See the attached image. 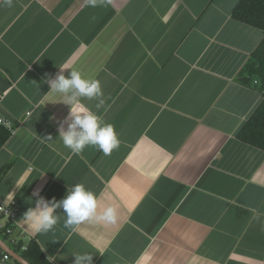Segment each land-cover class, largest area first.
<instances>
[{
	"label": "crops",
	"instance_id": "obj_1",
	"mask_svg": "<svg viewBox=\"0 0 264 264\" xmlns=\"http://www.w3.org/2000/svg\"><path fill=\"white\" fill-rule=\"evenodd\" d=\"M239 1L0 0V198L51 264H264V151L238 138L263 101L240 78L264 33L233 20ZM65 64L100 82L104 104L81 103L115 127L111 153L58 140L70 106L45 81ZM77 183L118 222H24L34 191Z\"/></svg>",
	"mask_w": 264,
	"mask_h": 264
},
{
	"label": "clouds",
	"instance_id": "obj_2",
	"mask_svg": "<svg viewBox=\"0 0 264 264\" xmlns=\"http://www.w3.org/2000/svg\"><path fill=\"white\" fill-rule=\"evenodd\" d=\"M92 2L94 4L95 0ZM66 70H70L67 75ZM45 83L50 88L48 94L62 98L64 104L70 106L68 116L58 122L57 128L58 140L62 141L64 147L78 155L89 146L96 147L104 154L111 153L119 146L115 127L81 103V98H88L98 100L97 109L104 104L101 84L97 79L85 77L79 70L69 69L65 64ZM51 119L54 121L56 117L52 116ZM33 196L36 198L35 206L29 207L22 219L37 232L53 230L60 219L59 210L66 217L64 226L72 230L84 222L111 225L119 219L117 207L113 204L101 205L99 196L83 183L68 188L65 197L60 200H48L40 194V190L34 191ZM73 256L74 264H93V255L88 252Z\"/></svg>",
	"mask_w": 264,
	"mask_h": 264
},
{
	"label": "trees",
	"instance_id": "obj_3",
	"mask_svg": "<svg viewBox=\"0 0 264 264\" xmlns=\"http://www.w3.org/2000/svg\"><path fill=\"white\" fill-rule=\"evenodd\" d=\"M233 20L262 30L264 33V0H240L232 12ZM240 82L250 85L257 82L256 88L262 93L263 101L245 123L238 134L239 140L264 151V38L251 55ZM11 136V131L0 128V149ZM27 246L23 251L22 247ZM31 264H51L36 240L25 243L24 240L15 248Z\"/></svg>",
	"mask_w": 264,
	"mask_h": 264
},
{
	"label": "built area",
	"instance_id": "obj_4",
	"mask_svg": "<svg viewBox=\"0 0 264 264\" xmlns=\"http://www.w3.org/2000/svg\"><path fill=\"white\" fill-rule=\"evenodd\" d=\"M257 83V82H255ZM0 128H6L9 131L14 130V126L11 121L7 120L0 114ZM1 180V176H0ZM17 204L15 202L5 203L0 198V237L10 242L8 244L11 248L15 249L23 240L21 233H16L17 228ZM23 251L27 250V246L22 247ZM0 264H18L13 258L0 247Z\"/></svg>",
	"mask_w": 264,
	"mask_h": 264
},
{
	"label": "water",
	"instance_id": "obj_5",
	"mask_svg": "<svg viewBox=\"0 0 264 264\" xmlns=\"http://www.w3.org/2000/svg\"><path fill=\"white\" fill-rule=\"evenodd\" d=\"M0 247L6 251L18 264H31L23 258L15 249L11 248L5 241L0 237Z\"/></svg>",
	"mask_w": 264,
	"mask_h": 264
},
{
	"label": "rangeland",
	"instance_id": "obj_6",
	"mask_svg": "<svg viewBox=\"0 0 264 264\" xmlns=\"http://www.w3.org/2000/svg\"><path fill=\"white\" fill-rule=\"evenodd\" d=\"M7 243H8V244H10V242H9V241H7Z\"/></svg>",
	"mask_w": 264,
	"mask_h": 264
}]
</instances>
